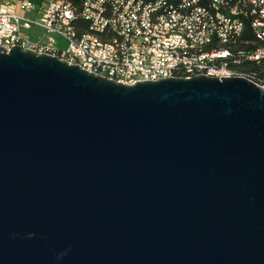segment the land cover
Instances as JSON below:
<instances>
[{
	"label": "water",
	"instance_id": "obj_1",
	"mask_svg": "<svg viewBox=\"0 0 264 264\" xmlns=\"http://www.w3.org/2000/svg\"><path fill=\"white\" fill-rule=\"evenodd\" d=\"M0 264H264V88L0 53Z\"/></svg>",
	"mask_w": 264,
	"mask_h": 264
},
{
	"label": "built area",
	"instance_id": "obj_2",
	"mask_svg": "<svg viewBox=\"0 0 264 264\" xmlns=\"http://www.w3.org/2000/svg\"><path fill=\"white\" fill-rule=\"evenodd\" d=\"M13 47L129 86L207 76L264 88V0H2L0 53Z\"/></svg>",
	"mask_w": 264,
	"mask_h": 264
},
{
	"label": "trees",
	"instance_id": "obj_3",
	"mask_svg": "<svg viewBox=\"0 0 264 264\" xmlns=\"http://www.w3.org/2000/svg\"><path fill=\"white\" fill-rule=\"evenodd\" d=\"M66 1L69 2V3H72L74 5H78V4L81 3L82 0H66Z\"/></svg>",
	"mask_w": 264,
	"mask_h": 264
},
{
	"label": "rangeland",
	"instance_id": "obj_4",
	"mask_svg": "<svg viewBox=\"0 0 264 264\" xmlns=\"http://www.w3.org/2000/svg\"><path fill=\"white\" fill-rule=\"evenodd\" d=\"M1 1L2 0H0V3H1ZM32 2H35V3H37V4H39V3H41L42 2V0H31Z\"/></svg>",
	"mask_w": 264,
	"mask_h": 264
}]
</instances>
